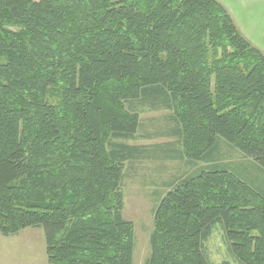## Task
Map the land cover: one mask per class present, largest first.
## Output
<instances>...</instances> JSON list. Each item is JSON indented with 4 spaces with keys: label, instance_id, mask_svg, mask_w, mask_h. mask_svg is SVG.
Segmentation results:
<instances>
[{
    "label": "trees",
    "instance_id": "obj_1",
    "mask_svg": "<svg viewBox=\"0 0 264 264\" xmlns=\"http://www.w3.org/2000/svg\"><path fill=\"white\" fill-rule=\"evenodd\" d=\"M146 108L205 166L159 198L143 264H231L206 251L216 224L264 264V192L219 161L225 143L264 173V52L218 0H0V234L41 228L46 264H133L122 165L150 151L114 140Z\"/></svg>",
    "mask_w": 264,
    "mask_h": 264
},
{
    "label": "rangeland",
    "instance_id": "obj_2",
    "mask_svg": "<svg viewBox=\"0 0 264 264\" xmlns=\"http://www.w3.org/2000/svg\"><path fill=\"white\" fill-rule=\"evenodd\" d=\"M260 31V30H259ZM258 43L264 52V31ZM172 111L144 109L140 112V125L135 136L128 140H114L130 145L147 146L150 157L137 158L124 162L122 171L124 206L123 217L132 222L134 232L133 264H143L150 254V236L153 230V212L159 198L169 189L170 184L179 177L190 173L205 163L191 162L178 157L180 145L177 135L170 134L176 128L171 118ZM170 143L171 146H165ZM159 145V146H153ZM155 147V148H152ZM169 149L166 152L165 149ZM170 149L173 151L170 152ZM219 161L230 164L243 178L254 183L264 192V173L251 160L225 143L221 144ZM177 152V153H176ZM247 201L240 203L246 209L256 210L257 200L249 193L241 192ZM259 235L256 230H251ZM210 260L219 263L223 260L239 264L228 251L223 230L219 224L204 243ZM0 264H46L43 231L37 227L22 229L17 235L0 234Z\"/></svg>",
    "mask_w": 264,
    "mask_h": 264
},
{
    "label": "crops",
    "instance_id": "obj_3",
    "mask_svg": "<svg viewBox=\"0 0 264 264\" xmlns=\"http://www.w3.org/2000/svg\"><path fill=\"white\" fill-rule=\"evenodd\" d=\"M233 18L241 33L257 48L264 31V0H218ZM260 30V31H259ZM259 34V35H258Z\"/></svg>",
    "mask_w": 264,
    "mask_h": 264
}]
</instances>
